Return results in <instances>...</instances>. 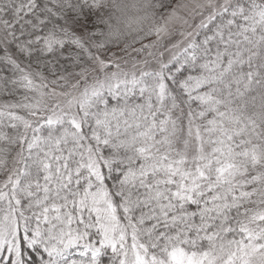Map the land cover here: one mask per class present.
Returning a JSON list of instances; mask_svg holds the SVG:
<instances>
[{
  "label": "snow or ice",
  "instance_id": "6c2138e0",
  "mask_svg": "<svg viewBox=\"0 0 264 264\" xmlns=\"http://www.w3.org/2000/svg\"><path fill=\"white\" fill-rule=\"evenodd\" d=\"M0 264H264V0H0Z\"/></svg>",
  "mask_w": 264,
  "mask_h": 264
}]
</instances>
